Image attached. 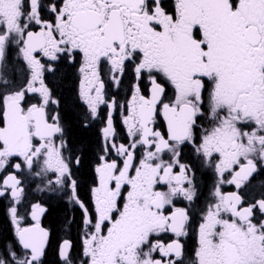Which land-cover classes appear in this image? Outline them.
Listing matches in <instances>:
<instances>
[{"label":"snow or ice","instance_id":"obj_1","mask_svg":"<svg viewBox=\"0 0 264 264\" xmlns=\"http://www.w3.org/2000/svg\"><path fill=\"white\" fill-rule=\"evenodd\" d=\"M0 201V264H264V0H0Z\"/></svg>","mask_w":264,"mask_h":264},{"label":"flooded vegetation","instance_id":"obj_2","mask_svg":"<svg viewBox=\"0 0 264 264\" xmlns=\"http://www.w3.org/2000/svg\"><path fill=\"white\" fill-rule=\"evenodd\" d=\"M74 77H75L74 71L70 70L67 67H63V68H61L60 72L57 74L56 77H50V79H52L53 84H55L57 86L58 91L66 97V91L69 89L68 84L71 83L73 86ZM66 84L68 85V87H66L67 86ZM72 86H71V88H72ZM258 179H259V177H258ZM211 183H212V177H211V174L209 173L201 181V184H202L201 201H203L204 197H206L209 194V191L211 189ZM34 188H35V186L33 185V189ZM223 190L227 192V191H231L232 189H231V186H225ZM49 197H52L51 202L53 204V208L44 217L43 222H44L45 226L51 225L53 228H58L61 209L55 206L56 200H55L54 194H50V193L49 194H43V193L36 192L35 190H33L29 196L30 199H32V198L48 199ZM4 204H5L4 201H0L1 210H2L3 214H4ZM4 218H5L4 229L7 233L5 237H7L10 235L11 224L5 215H4ZM185 243H186V246L189 248H191L194 245L195 236L193 233H190L189 236L185 238ZM49 259H52L51 253H50Z\"/></svg>","mask_w":264,"mask_h":264},{"label":"trees","instance_id":"obj_3","mask_svg":"<svg viewBox=\"0 0 264 264\" xmlns=\"http://www.w3.org/2000/svg\"><path fill=\"white\" fill-rule=\"evenodd\" d=\"M68 85H69V89L66 91V98H70L71 96L70 89H71L72 84L69 83ZM68 85L66 87H68ZM71 135H72V138L78 142L93 140V133L91 131L85 132L81 130L79 127H77L75 124H73L71 127ZM4 221H5V218H4V214L1 210V205H0V235L6 236L7 233L4 229Z\"/></svg>","mask_w":264,"mask_h":264}]
</instances>
